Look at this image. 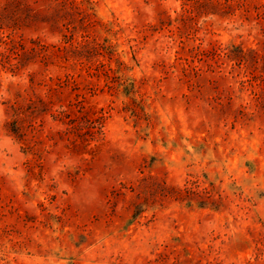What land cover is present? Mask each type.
Returning a JSON list of instances; mask_svg holds the SVG:
<instances>
[{
    "label": "rangeland",
    "instance_id": "obj_1",
    "mask_svg": "<svg viewBox=\"0 0 264 264\" xmlns=\"http://www.w3.org/2000/svg\"><path fill=\"white\" fill-rule=\"evenodd\" d=\"M0 264H264V0H0Z\"/></svg>",
    "mask_w": 264,
    "mask_h": 264
}]
</instances>
